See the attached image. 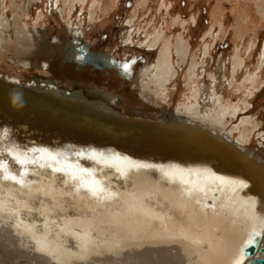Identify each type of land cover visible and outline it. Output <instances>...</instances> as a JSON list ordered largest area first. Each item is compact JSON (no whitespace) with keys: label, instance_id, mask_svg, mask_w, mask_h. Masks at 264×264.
I'll return each instance as SVG.
<instances>
[{"label":"bare ground","instance_id":"obj_1","mask_svg":"<svg viewBox=\"0 0 264 264\" xmlns=\"http://www.w3.org/2000/svg\"><path fill=\"white\" fill-rule=\"evenodd\" d=\"M257 1L264 11V0ZM12 2L17 7V2ZM7 4V0H0V50H42L44 34L38 29L28 31L20 15L11 21ZM28 6L24 0L23 15ZM244 25V20L238 21L239 29L243 30ZM66 31L69 43L79 50L77 59L82 60V52L95 55L87 44L82 47L79 25H68ZM163 33H148L140 46L159 45ZM131 40L126 34L125 41ZM171 40L166 41L156 63L146 68L145 76L139 77L133 87L135 99L153 104L164 102L167 87L177 74L171 60ZM240 48L233 57L234 72L245 65ZM176 49L185 59L189 50L181 35ZM204 53H209L208 45ZM33 57L16 55L15 60L11 59L29 69H40V74L51 66L49 59L40 61L38 56ZM97 57L104 61L103 68L111 66L108 54ZM263 62L264 51L260 67ZM225 65L221 60L217 77L225 74ZM203 66L192 64L189 75L201 73ZM60 70L70 73V79L78 72L69 65ZM258 77V73L242 75V81L254 84ZM53 78L40 75L22 81L18 75L0 73V79L28 87L29 98L24 97L25 91L22 102L33 105L38 118L24 120L44 134L31 142L27 124L19 125L20 115L17 123H0V149L22 150L12 155L0 152V164L7 166L8 174L24 181L20 184L0 179V227L9 238L10 244L6 245H12L8 260L19 262L24 257V264H229L240 240L264 231V146L260 152L250 150L247 143L255 132L264 138V127L255 123L256 128L251 131L254 120L244 116L228 129V116H235L242 107L224 104V89H211L203 95L196 89L193 103L179 105L188 118L166 115L156 119L116 108V104L124 102L123 94L97 87V98H90L83 90L62 88ZM12 90L1 87L0 95L9 101ZM249 90L253 93V89ZM43 95L54 103H48ZM245 107L248 108L247 103ZM236 131L239 136L232 139ZM121 137L131 140L125 143L128 140ZM191 140H207L203 143L208 152L218 153L223 161L212 165L214 157L207 161L202 154H193ZM140 143L148 151H142ZM29 149L32 151L23 154ZM184 152L188 153L186 160L182 159ZM50 154L56 159H50ZM16 155L37 163L20 165L13 159ZM237 156L244 157L242 163ZM228 161L231 162L225 165ZM48 164L65 171L41 167ZM81 166L89 169L91 175H83L97 180L104 189L102 193L93 196L67 175L80 174ZM241 168L254 182L252 188H248V178ZM217 169L221 170L216 172Z\"/></svg>","mask_w":264,"mask_h":264},{"label":"rangeland","instance_id":"obj_2","mask_svg":"<svg viewBox=\"0 0 264 264\" xmlns=\"http://www.w3.org/2000/svg\"><path fill=\"white\" fill-rule=\"evenodd\" d=\"M15 1L17 7L12 0H7V13L10 20L14 21L16 14L20 15L23 22L27 24L28 31L34 32L38 29L44 34L46 40L43 42V49H37L39 53L35 49L22 51L17 47L11 50H6L5 47L1 49L0 73L9 76L18 75L22 81L40 75L48 79L54 77L53 80L62 88L74 87L76 90H83L90 98L98 95L95 88L107 89L114 94L124 95V102L115 105L120 111L156 119L166 115L172 118H188V114L184 112V109H179V105L193 103L196 89L201 91V95L211 89H224L223 103L242 107L235 116H228V129L239 124L244 116H251L254 120L250 126L251 131L256 128H254L255 123L264 127V62L261 67L259 65L264 51V11L261 12L258 7L259 1L26 0L29 2L26 15H23L21 9L24 0ZM240 20H244L243 30L238 28ZM71 24L81 27L82 47L87 44L88 49L95 55L108 54L112 58L110 67L100 68L91 63L79 64L82 62L75 55L79 54V50L73 43H69L71 39L66 33L68 25ZM159 32H164L159 45L153 48L140 46L148 33L158 34ZM126 34L131 36V42L125 41ZM180 35L188 44L189 51L185 59L176 49ZM169 39H172L171 60L177 74L167 87L163 104L135 99L137 96L133 87L138 84L139 77L145 76L144 73L156 63L158 54ZM206 45L209 47L207 54L204 53ZM238 46L241 47L240 52L245 58V65L238 67L237 72H234L233 57ZM16 55L34 56L33 58L38 56L40 61L49 59L51 66L44 68V72L40 74V69H29L21 63H14ZM221 60L226 64V72L220 74L219 78L215 72ZM124 63L128 65L127 71L121 68ZM192 64L205 66L201 68V73L191 77L189 70ZM65 65H69L75 71H81L76 73L74 79H70L73 77L67 76L70 73L60 70V67ZM254 73H258L259 76L254 84L250 81H244L245 83L242 81V75L248 76ZM249 89H253V93H249ZM246 103L248 108L245 107ZM261 129L263 128L258 130ZM255 133L247 143L250 150L261 152L264 138L259 132ZM238 136L239 133L236 131L235 136L231 138L235 139ZM1 222L0 224L3 225ZM2 230L0 227V263L7 264L5 262L8 261V264L11 262L24 264V257H20L19 262L8 260L11 259L7 258V255H12V245L7 246L10 244L9 238ZM5 248L9 251L7 252ZM3 255H6V259Z\"/></svg>","mask_w":264,"mask_h":264},{"label":"water","instance_id":"obj_3","mask_svg":"<svg viewBox=\"0 0 264 264\" xmlns=\"http://www.w3.org/2000/svg\"><path fill=\"white\" fill-rule=\"evenodd\" d=\"M82 55H83V59L81 60L82 63H92L93 65H95L97 67L103 68L104 61L102 59H99V57H97L95 55H92L90 53H85V52H82ZM8 86L11 87L13 90L18 91V92L24 93L26 91L24 93V97L29 98L28 94H26V93L29 92V89L25 85L18 84V83H13V82H10V81H7V80L0 79V89H1V87L6 89V87H8ZM0 94H1V91H0ZM3 97L4 96L0 95V123L4 122L5 120H7V121H15V123H17L16 122L17 121V115H20V117L22 118V121H19V125L20 126H25L27 124L26 126L29 127V133L31 134V135L29 134L30 137H35V138L36 137H40L41 138V136L43 137L44 134H42L40 132V129L38 130L37 127H33L26 120H24V119H28L30 121L32 119H37L38 118V116L35 115V113H34V109H35L34 106L33 105L31 106L30 104H28V102L23 103L21 100H17L16 98H14L12 96L9 97L11 99L9 101L4 100ZM43 97L46 98L49 101L48 103H50V102L54 103L53 99H49L45 95H43ZM44 103H47V102H44ZM35 104H38V105H41V106L43 105V104H40V103H34V105ZM26 108H29V111H27ZM83 128H85V127H83ZM38 131L40 133H38ZM10 133L12 134L11 137L13 138L14 134L12 132H10ZM24 134L27 135L26 133H24ZM121 139L128 140V141H124L126 143V142H129L130 138L121 137ZM204 141H199L201 143H199L197 140L189 141L191 146H192L193 154L200 153V154L203 155V157L207 161L211 160L212 157H214L215 159H213V161L211 163L212 165H217V164H219V162L223 161V160H221L222 158H220L218 153L212 154V153L208 152V148L203 143ZM205 142H207V140ZM139 147L141 148L142 151H148V147L143 145L142 143H140ZM211 147H213V146H211ZM187 154H188L187 152H184L183 156H182V159L186 160L188 158ZM147 155L148 154H146V156ZM236 158L240 159L241 163L243 162L242 161V158H244L243 156L242 157L237 156ZM230 162L231 161L226 162L225 165L229 164ZM241 169H242V173H243L244 177L246 179L248 178L247 179L248 182H249V185H248L249 187L248 188H250V187L252 188L253 185H254V182L252 181V179H249L247 173H245L243 171V168H241ZM220 170L217 169L216 172H218ZM257 210H258V208H257ZM263 237H264V231L262 233H256L255 234V239H256L257 243H255L253 245H250L248 249H245V253H246V257L247 258L244 260V264H264V240L261 242V239Z\"/></svg>","mask_w":264,"mask_h":264},{"label":"snow or ice","instance_id":"obj_4","mask_svg":"<svg viewBox=\"0 0 264 264\" xmlns=\"http://www.w3.org/2000/svg\"><path fill=\"white\" fill-rule=\"evenodd\" d=\"M79 58L83 59V55H81ZM121 67H123V69L125 71L128 70L127 63H124L123 65H121ZM21 151L22 150H18L16 148H7V147L0 149V152H6L9 155H12L14 152H21ZM27 151H32V150L31 149L23 150V154L26 155ZM13 159L20 165H24L26 163H37V161H35V160L29 161L27 159H20L19 155L13 156ZM50 159L55 160L56 157L52 156L50 154ZM0 167H2L4 169V172L0 173V179L6 180V181L12 180V181H15V182L20 183V184L24 183L23 180L17 179V175L8 174L9 170H8L6 165L0 164ZM41 167L52 168V170L55 172H64L65 171V169L62 167H54L53 168L51 164L41 165ZM79 172H80V174L67 173V175L72 180L77 181L81 187L89 189L93 196H97L104 191V189L100 187L99 182L97 180H89V179L85 178V176L83 174H88L89 176L91 175L89 173L88 168L81 166L79 169ZM261 228L264 229V220L261 221ZM253 232H255V229H253ZM255 243H257V241L255 239V235H252V234H249L247 238L240 240L235 247L233 256L230 257V259H229V264H244V260L247 258L246 253H245V249H248L250 245H253Z\"/></svg>","mask_w":264,"mask_h":264},{"label":"clouds","instance_id":"obj_5","mask_svg":"<svg viewBox=\"0 0 264 264\" xmlns=\"http://www.w3.org/2000/svg\"><path fill=\"white\" fill-rule=\"evenodd\" d=\"M9 95L14 97V98H16L17 100H21L22 101V96H23L22 92H18V91L13 90V91L10 92Z\"/></svg>","mask_w":264,"mask_h":264}]
</instances>
